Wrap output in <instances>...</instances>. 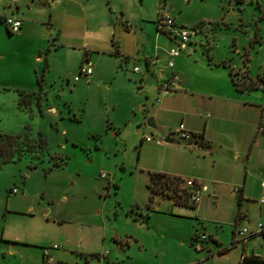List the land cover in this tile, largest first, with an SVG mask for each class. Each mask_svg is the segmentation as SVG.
<instances>
[{"label":"rangeland","instance_id":"rangeland-1","mask_svg":"<svg viewBox=\"0 0 264 264\" xmlns=\"http://www.w3.org/2000/svg\"><path fill=\"white\" fill-rule=\"evenodd\" d=\"M136 1L146 17L172 4V17L201 43L200 52L193 56L208 59L212 52L217 58L226 57L227 70L239 75L240 84L251 76L264 85V0ZM53 12L34 3L33 10L21 16L29 23L20 34L22 26L12 32L5 20L11 14L0 11V142L7 143L6 134L28 133L7 155L0 154V264H100L101 260L105 264H187L197 259L202 264H239L243 249L233 247L237 213L245 214L239 225L249 231L264 226V134L263 148L251 163L228 155L214 175L212 164L207 165L211 177L204 181L209 188L205 216H198L194 206L176 205L166 196L155 195L151 201L150 171L171 161L174 152L162 150L171 143L140 144L142 137L133 134L131 127L114 137L110 115L123 113L124 96L105 84L74 83L73 53L58 47L68 39L58 38L59 28L50 24ZM21 86L42 88L44 113L38 101L31 103L33 111L20 108ZM4 95L16 97L15 112L14 102H4ZM113 102L119 103L116 111ZM154 136L165 139L164 134ZM234 169L239 182L226 186L213 206L212 176L229 179V170ZM102 172L108 178H102ZM243 186L245 196L240 202L234 188ZM154 208L161 213H153ZM202 217L206 220L197 219ZM172 219L181 225L175 227ZM188 222L201 232L207 227L219 243L209 234L194 246L183 242L175 234L186 231ZM251 240L252 249L264 255V236ZM200 245L205 248L200 250ZM45 248L50 249L53 262L46 261ZM223 249L228 252L221 254Z\"/></svg>","mask_w":264,"mask_h":264},{"label":"crops","instance_id":"crops-1","mask_svg":"<svg viewBox=\"0 0 264 264\" xmlns=\"http://www.w3.org/2000/svg\"><path fill=\"white\" fill-rule=\"evenodd\" d=\"M133 1L132 4L131 0H17L13 4L11 0H0V11L4 10L5 15L13 14L22 20L20 33L22 34L29 22H25L21 16L33 10L34 3L38 8H53L55 13L51 14L49 22L59 28L58 38L68 39L67 42L62 40L58 47L72 51L75 61L70 70L73 71L74 77L82 65L90 64L93 67L92 76L82 77L78 81L73 79L74 83L88 86L95 82L105 84L110 91L122 92L124 96L123 113L115 114L113 117L110 115L111 124L115 129L114 137L121 136L131 127L135 128L132 129L133 134H140L142 137L140 141L142 144L147 131L153 132L154 135L164 134L166 137L175 132L181 123H184L189 131L202 135L204 141L196 148L191 145L184 146L173 136L170 146H162L164 152H174L171 161L156 167L150 173L161 172L182 179L185 178L183 176H188L187 178L191 177L205 183L204 181L211 177L207 172V165L212 164L214 175L228 155L233 159L245 158L248 164L251 163L256 151L263 148L262 134L258 132V128L264 126V85L257 83L251 76L240 84L239 75H234V70H227L230 63L226 57L217 58L212 52H209L208 59L201 54L193 56V53L201 50L199 39L190 38L186 47L181 49L180 55L174 58V65L170 68L169 50L181 42L175 28L185 25L176 19L175 27L160 29L159 13H155L153 17H146L143 10L137 8V1ZM168 8L170 12L173 11L172 4H169ZM135 67H139L140 71H135ZM173 72L180 74L178 88L162 92L161 82ZM3 86L13 87L9 84ZM19 88L38 94L40 112L44 113L42 88L25 86ZM3 98L9 105L11 101L14 102L12 109L15 112L16 97L4 95ZM118 107L119 103L113 102L112 108L115 111ZM48 110L58 113L55 107ZM151 117L155 127L147 124ZM212 178L215 195L211 201L215 206L219 203L225 187L239 180L236 169L229 170V179L220 176ZM237 188L239 192H236ZM208 192L209 188L205 193ZM234 192L241 202L245 196V186L234 188ZM205 193L202 201L194 206L198 209V216H205L207 210L208 197ZM229 193L233 194L230 191ZM171 200L176 205L188 206ZM154 209L153 213H161ZM230 214V217L234 218L235 213L231 211ZM244 216L243 212L237 213L233 232V247L243 249L239 263L244 254L264 257L256 247L253 249L251 247V239L259 234L258 229L249 231L251 234L247 242L239 241L237 238L240 228H244L239 225ZM197 219L206 220L203 217ZM169 221L175 227L181 225L178 224V220ZM186 226V231L175 234L183 242L194 246L197 242H205L209 234L211 239L219 243L218 237L214 233H209L207 227L201 232L194 224L189 223ZM203 235L206 236L205 241L202 240ZM195 236H198L197 240L193 239ZM203 248L205 246L200 245V250ZM225 250L223 249L221 254L228 252ZM93 255L98 256L96 253ZM202 261L197 259L187 264H202ZM100 264L105 262L101 260Z\"/></svg>","mask_w":264,"mask_h":264},{"label":"built area","instance_id":"built-area-1","mask_svg":"<svg viewBox=\"0 0 264 264\" xmlns=\"http://www.w3.org/2000/svg\"><path fill=\"white\" fill-rule=\"evenodd\" d=\"M17 0H11V2L14 4ZM7 26L12 32H17L21 26H22V20L15 15H7L5 17ZM158 25L160 29L166 28V27H175L176 21L175 19L169 14V12L166 11H161L159 12V18H158ZM132 29V27H130ZM176 35L180 38V44L172 47L169 50V55L170 59L168 61V66L170 68L173 67L174 65V58L180 55L181 49L186 47L187 42L190 39V32L186 29V27H179L175 28ZM135 71H140L139 67L134 68ZM93 74V67L90 64H84L82 65L79 73L74 77L75 81L80 80L82 77H90ZM180 75L177 72H173L170 74V76L165 79L163 82L160 84V89L162 92H168L172 91L178 88V82H179ZM160 100V99H159ZM177 133V139L180 142H185L187 144H190L193 147H197L203 143V137L200 134L194 133L189 131L184 123H181L177 130L175 131ZM258 132L264 134V126H260L258 128ZM172 137L174 136L171 133ZM143 141L147 142H155L157 145H162L165 142V139L158 138L154 135L150 134H144L143 136ZM102 178H108V174L105 172H102L100 175ZM182 188H186L189 192V198L190 201L198 205L203 197L204 193L208 190V187L201 181H198L194 178H186L182 179L181 182ZM262 186L264 187V182L262 183ZM239 188L236 189V192H239ZM13 192H17V189L14 188ZM261 202H264V200H261ZM259 234L264 236V226L260 225L258 227ZM251 232L247 228H240V230L237 233V238L239 241L242 242H247L249 240ZM206 239V236H202V240ZM54 248H58V245H55ZM44 256L46 258V261L52 262L54 258L51 255V251L49 248H45L44 250Z\"/></svg>","mask_w":264,"mask_h":264},{"label":"trees","instance_id":"trees-1","mask_svg":"<svg viewBox=\"0 0 264 264\" xmlns=\"http://www.w3.org/2000/svg\"><path fill=\"white\" fill-rule=\"evenodd\" d=\"M238 85L237 83H235ZM19 104L22 109H29L33 111V108L30 106L33 101L39 102V95L32 91L19 90ZM28 133H21L17 135L6 134L7 143L0 142V154H8L10 147L18 143V138L21 135ZM41 145L46 143V140L41 136L40 137ZM61 166L60 163L56 164ZM1 166V164H0ZM182 178L170 176L161 172H151L148 188L150 190V199L153 201L155 195L166 196L170 199H173L177 204L195 206L190 201L189 192L186 188L181 186ZM194 240L198 239V236L193 238ZM204 239L203 241H205ZM239 264H264V257L255 255V254H244L241 258Z\"/></svg>","mask_w":264,"mask_h":264},{"label":"water","instance_id":"water-1","mask_svg":"<svg viewBox=\"0 0 264 264\" xmlns=\"http://www.w3.org/2000/svg\"><path fill=\"white\" fill-rule=\"evenodd\" d=\"M167 12H170V8L167 9ZM147 124H148L149 126H151V127H155L154 120H153L152 117L149 118V119L147 120ZM172 140H173V139H172V135H171V134H169V135H167V136L165 137V142H167V143H171Z\"/></svg>","mask_w":264,"mask_h":264}]
</instances>
